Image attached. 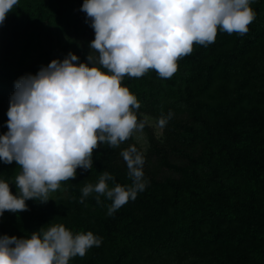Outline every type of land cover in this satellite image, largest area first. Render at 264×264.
<instances>
[{
  "label": "trees",
  "instance_id": "1",
  "mask_svg": "<svg viewBox=\"0 0 264 264\" xmlns=\"http://www.w3.org/2000/svg\"><path fill=\"white\" fill-rule=\"evenodd\" d=\"M0 264H264V0H0Z\"/></svg>",
  "mask_w": 264,
  "mask_h": 264
},
{
  "label": "rangeland",
  "instance_id": "2",
  "mask_svg": "<svg viewBox=\"0 0 264 264\" xmlns=\"http://www.w3.org/2000/svg\"><path fill=\"white\" fill-rule=\"evenodd\" d=\"M59 65H61V63ZM41 114L50 116L52 118H57L59 116L71 117L75 119L76 121L80 122L82 125L86 126L87 128L91 127L90 120L87 119L84 115L71 113V111L66 108H59L57 110H41ZM147 122H148V125L153 129V132L158 136L160 134V128L156 126L150 120H148ZM131 133H132L133 139L138 144L140 149L142 151H145V149L147 148V140H146L145 134L137 126L131 127ZM45 197L54 198V188L52 185H50L49 188L46 190Z\"/></svg>",
  "mask_w": 264,
  "mask_h": 264
}]
</instances>
